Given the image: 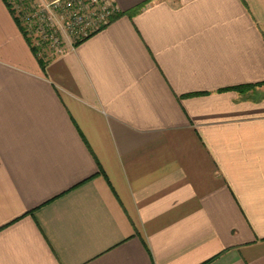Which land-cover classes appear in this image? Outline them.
Wrapping results in <instances>:
<instances>
[{"label":"crops","instance_id":"0c3cea01","mask_svg":"<svg viewBox=\"0 0 264 264\" xmlns=\"http://www.w3.org/2000/svg\"><path fill=\"white\" fill-rule=\"evenodd\" d=\"M45 59L0 0V264H264V0H114Z\"/></svg>","mask_w":264,"mask_h":264},{"label":"built area","instance_id":"2783aa9c","mask_svg":"<svg viewBox=\"0 0 264 264\" xmlns=\"http://www.w3.org/2000/svg\"><path fill=\"white\" fill-rule=\"evenodd\" d=\"M31 2L32 0H7V3L13 6L18 19L22 12L24 19H30L32 24L35 23V26L27 27L26 33H56L50 25L54 23L49 13L57 12L61 16L60 23L66 33H77L78 36L82 33L80 41L105 28L120 13L114 0H48L43 8L36 7L29 15L25 7L27 3L32 5ZM68 7L72 14L65 21L66 15L59 11L68 10Z\"/></svg>","mask_w":264,"mask_h":264},{"label":"rangeland","instance_id":"374dc122","mask_svg":"<svg viewBox=\"0 0 264 264\" xmlns=\"http://www.w3.org/2000/svg\"><path fill=\"white\" fill-rule=\"evenodd\" d=\"M47 2L48 0H32V5H30L29 3L26 4L25 11H27L30 15L32 10H34L36 7L40 8V6L41 8H43L44 5L47 4ZM8 5L13 8V6H11L9 3ZM70 12L71 11L69 7L68 10L64 9L63 11H59V13L66 15L64 17L65 21H67V17L72 14ZM49 15H52V21L54 25L51 23L50 25L53 27L52 29L56 31V33H26L27 27H29L30 25L35 26V23L32 24L30 19H24L22 12L19 17V21L25 33L27 34L28 39L31 41L32 45L36 47L37 51L39 52V57L43 58L44 60L56 56L64 52L67 48L76 45L77 42L80 41V37H82V33H79L80 36L76 35L77 33H66L60 23L62 22L61 16H59L57 12L49 13ZM35 30L36 29H34L33 31L35 32Z\"/></svg>","mask_w":264,"mask_h":264},{"label":"trees","instance_id":"16d2710c","mask_svg":"<svg viewBox=\"0 0 264 264\" xmlns=\"http://www.w3.org/2000/svg\"><path fill=\"white\" fill-rule=\"evenodd\" d=\"M139 10H140V8H138V9H134V10H132V11H128V12H126V13H119L117 16L119 17V16L124 15V14H128L129 16H134L135 14H137V12H138ZM117 16H116L115 18H117ZM18 22L20 23L19 19H18ZM20 25H21V23H20ZM21 27H22V25H21ZM22 30L24 31L23 27H22ZM24 32H25V31H24ZM25 34H26V33H25ZM26 36H27V34H26ZM28 40H29V39H28ZM29 42H30V44H32L30 40H29ZM80 42H81V41L77 42L76 45H78ZM33 50H34L35 54H36L37 56H39V52L37 51L36 47L33 46ZM39 59H40L42 65L45 66V60H44L43 58H39ZM258 85H264V82H263V83H260V84H257V85H252V84H249V85H240V86L233 87V88H231V89H232V90H236V91H240V92H246V91H249V90L255 88V87L258 86Z\"/></svg>","mask_w":264,"mask_h":264}]
</instances>
